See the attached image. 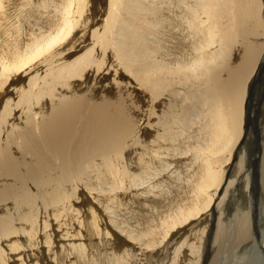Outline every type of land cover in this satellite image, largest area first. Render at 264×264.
Wrapping results in <instances>:
<instances>
[{
    "label": "bare ground",
    "instance_id": "1",
    "mask_svg": "<svg viewBox=\"0 0 264 264\" xmlns=\"http://www.w3.org/2000/svg\"><path fill=\"white\" fill-rule=\"evenodd\" d=\"M0 21V264H264V0Z\"/></svg>",
    "mask_w": 264,
    "mask_h": 264
},
{
    "label": "rangeland",
    "instance_id": "2",
    "mask_svg": "<svg viewBox=\"0 0 264 264\" xmlns=\"http://www.w3.org/2000/svg\"><path fill=\"white\" fill-rule=\"evenodd\" d=\"M102 18H97V23H101L102 21ZM0 23H1V21H0ZM96 30H100V29H98L97 27H95V30L94 31H96ZM90 33V35H91V33L92 32H89ZM92 47H94V44L92 43ZM71 51H73V50H71ZM83 53V51H80L76 56H78L79 54H82ZM76 56H74V57H76ZM107 58H108V61H109V58H110V52H108V56H107ZM25 82V80L22 82V83H24ZM110 82V79H103L102 81H98V83H95L94 84V82H92L91 80H90V82H89V84H92V85H106L107 83H109ZM244 137H246L245 136V134H242V136L240 137V139L238 140V142H240L241 140L243 141V138ZM249 137H251V139H253L254 138V136L253 135H250ZM248 137V138H249ZM235 139L236 138H234V139H231V140H229V145L230 146H232L233 145V143H234V141H235ZM249 141H250V139H249ZM237 142V143H238ZM239 202H240V207L241 208H243V205H242V203H241V201L239 200ZM193 224V223H192ZM183 230H185V227L184 228H182ZM180 233V232H179ZM227 242L228 241H224V245H222V249H223V252H220V254H219V256H218V259H217V261H215L214 263H212V264H220L219 262H222V264H236L237 263V257L236 258H233L232 259V253L234 252V251H236V254H237V256H241V253H240V247H241V244L240 245H235V244H232V243H228L227 244ZM223 253V254H222ZM238 257V258H239ZM242 258H244V256H241L240 257V259H239V262H243L244 264H245V262H248V261H250V262H257L256 260H258V259H252V260H250L249 259V257H246V259H248L247 261H246V259L244 258V260L242 259ZM242 259V260H241ZM241 260V261H240ZM246 264H248V263H246Z\"/></svg>",
    "mask_w": 264,
    "mask_h": 264
}]
</instances>
